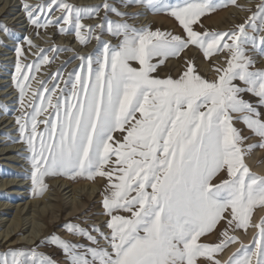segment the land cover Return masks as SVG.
<instances>
[{"label": "rangeland", "instance_id": "374dc122", "mask_svg": "<svg viewBox=\"0 0 264 264\" xmlns=\"http://www.w3.org/2000/svg\"><path fill=\"white\" fill-rule=\"evenodd\" d=\"M0 139V264H264V0H0Z\"/></svg>", "mask_w": 264, "mask_h": 264}, {"label": "bare ground", "instance_id": "6f19581e", "mask_svg": "<svg viewBox=\"0 0 264 264\" xmlns=\"http://www.w3.org/2000/svg\"><path fill=\"white\" fill-rule=\"evenodd\" d=\"M2 139H0V141H1ZM3 141V140H2ZM1 146V145H0ZM2 149H0V152H3L4 150H2ZM11 152H7L6 154H4V155H8V154H10ZM262 156H261V153L260 152H247V155H246V157H244L245 158V160H246V162H247V165H248V167H249V169H251L252 171H253V174L254 173H256L257 175H259V176H262L263 178H264V158H261ZM262 179V178H261ZM11 183H12V181H5V183L2 185V187L3 188H5V187H9V188H11V187H16L15 185H11ZM9 185H11V186H9ZM17 187H22V186H17ZM8 188V189H9ZM35 188V187H34ZM39 188H41V187H37L36 189L38 190ZM69 188V187H68ZM72 188V187H71ZM7 189V188H6ZM96 189V187H94L93 188V190H92V193H90L89 194V198L91 199L94 195H95V193H94V190ZM22 190H24V189H18V193H17V195H21L22 196V193H21V191ZM14 193V192H13ZM21 193V194H20ZM76 193V192H75ZM48 195V194H47ZM46 195V196H47ZM46 196L44 197V199H46ZM100 197V196H99ZM84 202V201H83ZM82 201H77V200H73V198H72V200H71V202H67V203H69V204H63L62 202H61V206H60V208H61V212H65V210L68 212V215H67V217H77L78 216V213L80 214L81 213V211L82 210H84L85 208H86V204L85 203H83ZM5 205V204H4ZM8 208V207H7ZM99 209V207L97 206V208H95V209H93V211H95V210H98ZM19 211H22V209H20ZM92 211V212H93ZM99 211V210H98ZM85 212V211H84ZM84 212H82V213H84ZM264 212V208L262 209V210H258V211H256V213H255V215H254V218H253V224L254 225H256V223H257V220H258V218L260 217V215L262 214ZM75 215H77V216H75ZM86 217H88L89 218V220L88 221H90V222H100L101 220H107V218L106 217H104V216H97V215H93V216H91V215H89V214H87V215H85V218ZM16 219H17V217H16ZM53 219H55V221L53 222V223H59L58 221L59 220H57V216H54L53 217ZM84 221H86V220H84ZM85 225V224H84ZM87 225V224H86ZM16 227H18L17 225H16ZM12 228H15L14 227V225H13V227ZM10 226L6 229V230H4L3 232H1L0 233V237H2V240L1 241H3L4 239H6L7 241H6V245L7 246H9V247H14V245H16V243L18 242V241H24L23 240V237H21V235H18V237L17 238H15V242L14 243H12V241L14 240V237L15 236H11L12 235V233L14 232V230L15 229H17V228H15V229H12ZM255 230V226L250 230V232H249V234H247V236H245L242 232H240L239 231V235L240 236H242V238H243V240H248L246 237H250L251 236V234L253 233V231ZM16 231V230H15ZM238 232V231H237ZM253 235V234H252ZM11 237V238H10ZM32 238V237H31ZM29 239V240H28ZM33 239V238H32ZM35 239V238H34ZM249 240H250V238H249ZM30 242V237H27V239H26V243H29ZM5 247V246H4ZM235 247H237V246H233L232 248H230L229 250H227V252L226 253H224V255H222L221 256V260L222 261H224L225 260V258H227V256H228V254L235 248Z\"/></svg>", "mask_w": 264, "mask_h": 264}]
</instances>
